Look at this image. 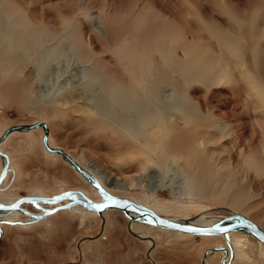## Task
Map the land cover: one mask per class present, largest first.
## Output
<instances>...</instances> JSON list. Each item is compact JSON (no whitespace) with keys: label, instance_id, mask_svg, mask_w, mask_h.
Returning <instances> with one entry per match:
<instances>
[{"label":"rangeland","instance_id":"obj_1","mask_svg":"<svg viewBox=\"0 0 264 264\" xmlns=\"http://www.w3.org/2000/svg\"><path fill=\"white\" fill-rule=\"evenodd\" d=\"M3 4L7 11L12 7L9 11L19 20L24 18L20 28L40 27L47 37L17 74L0 70V134L10 125L48 116L53 129L49 145L62 148L85 167L83 160H97L91 162L109 193L198 225L238 212L264 229V0H3L1 8ZM2 20L8 21L6 15ZM219 27L238 44L224 48L213 35ZM186 40L197 47H184ZM159 41L174 43L176 62L192 49L208 64L211 56L223 57L227 68L222 78L209 84L185 80L165 64L168 57L160 52ZM86 57L96 61L108 78L125 83H133L139 71L157 69L177 78V88L199 113L188 124L177 122L180 135L174 146L188 154V169L182 167V158L170 157L154 158L144 167L136 160L141 155L128 152L109 129L86 128L84 113L65 101L75 84L96 85L79 66ZM218 62H213L215 67ZM42 134L41 127L18 130L0 143L12 162L0 200L9 203L21 195L73 189L100 198L67 161L43 147ZM27 206L40 212V206ZM105 210L71 207L38 220L20 212L0 215V264H201L205 250L226 246L222 235L181 233L131 220L119 209ZM1 219L18 221L8 224ZM231 235L234 249L243 253L231 264H264L263 243L246 232ZM221 255L217 251L205 261L221 264Z\"/></svg>","mask_w":264,"mask_h":264},{"label":"bare ground","instance_id":"obj_2","mask_svg":"<svg viewBox=\"0 0 264 264\" xmlns=\"http://www.w3.org/2000/svg\"><path fill=\"white\" fill-rule=\"evenodd\" d=\"M0 3H3V0H0ZM4 6L5 4L2 5V8L0 6V70L3 73H6V74L12 73L13 75H15L19 72V68L23 69L26 67V62L28 61V59L26 61V58L28 56H31L32 53L39 46H41L43 42H45L47 36L40 27H37L39 29L35 28V30L33 29L31 30L25 24L24 27L20 28L19 24L23 22L24 18L20 17V20H19L18 19L19 16L18 17L15 16L14 11H9V10H12L11 9L12 7H10L9 10L7 11V9L4 8ZM3 15H6V17L8 18V21H6V23H4V20H2ZM255 20H257V17L255 18ZM261 21H263V19H261ZM172 35L175 39H177L179 36L177 33H174V34L172 33ZM213 35L219 36V39L223 43L222 45L224 48H230L233 46V44H236V45L238 44L237 39L233 35L228 33L227 30H224L220 27L215 29V31L213 32ZM164 40L165 39H163V41ZM163 41H159V42L163 47V48H160V52L166 54V56L168 57V60L166 61L165 64H168L169 68H171L170 70L178 72V74H180L183 77V79L185 80L195 79V81L199 80L200 82L209 84V82H211L213 79L223 76L225 67L227 68V64H225L224 66L222 65V63L225 60L223 57H219V58H215L213 56L210 57L211 61L213 62L219 61L217 65L218 67L217 66L215 67L213 62H210V64L205 63L206 58L202 61V59L199 58L196 54H194V52H192V49H190V50H185L184 58L176 62L175 58L173 59L174 50H175L174 43H171V41H168L167 43ZM191 45H193L194 48L197 47L196 44L192 43L190 40H186L184 47L191 46ZM122 52L125 54L124 51ZM78 58L80 59L81 56H78ZM88 60L89 59L87 58L84 61L83 60L80 61L81 64L79 66L83 72L92 76L96 80L95 82L96 85H93V87H90L89 85L84 84L82 82L75 84L74 92L71 93V96L69 97V99L65 100L66 103H69L70 108H73V107L78 108L80 109V111L84 113L85 116L82 118L84 120L83 123H85L84 125L86 126V128L92 127L93 129L98 130V131L109 129L110 132L116 134L117 136L120 137L122 141H124L123 143H125L128 147L127 148L128 152H132V154H135V155L136 154L141 155L140 158L136 160H138L140 163H143L144 167L154 158L163 160L167 157H170L176 160L182 158L183 159L182 161L183 164L181 163L182 167L183 168L189 167L188 154H186L180 147L176 148V146H174V140L177 138V136L180 135L179 128H178L179 125L177 122L178 120H182L184 124H188L193 119L194 113L195 114H199V113L197 111L195 112L192 111L190 107V100H189L190 98H188V95L185 92H183L182 90L180 91L177 88L176 86V84L178 83L177 78L173 76V74H171L170 72L162 73L158 69L154 72L143 70L146 72L139 71V74L136 72L138 76L133 78L134 80L133 83H125L121 80H113L111 79V77L108 78L107 76L108 74L103 69H101L100 66L96 65V61L88 62ZM145 61L149 62L145 60L144 58V62ZM134 64L136 63L134 62ZM143 66L147 67V65H143ZM121 67H123V65ZM142 68L145 69V67H142ZM216 68H217V72H216ZM130 69L128 70L129 72H130ZM122 74L124 73L122 72ZM200 115L202 116L201 112H200ZM50 116L51 115H49V117ZM42 121H44L47 124L48 130L50 131V135H51V133H53V129L50 126L52 124L51 120L48 118V116H44L42 118ZM14 132L15 131L11 132L9 135H11ZM176 141L177 140H175V142ZM48 143H50L49 138H48ZM52 147H55V146H52ZM83 161L87 167L81 165L78 161L77 162L81 166L88 169L98 179L97 169H95L94 168L95 166L93 165V163L95 162L97 163V160H94V159L86 160L85 159ZM89 167H91L92 169L94 168V169L91 170ZM210 168H211V165H210ZM193 176L194 175H192V177ZM196 176L194 178H196ZM110 180H111L110 175H107L105 177L106 184H109ZM215 188L217 187H214V189ZM220 195L221 193L219 194V196ZM33 196H37V195H33ZM93 200H100V198L93 199ZM64 201L65 200L60 201L59 203H63ZM30 202L37 206H40L41 208H49L48 206L49 204H44L40 201H30ZM71 207L76 208V209L78 208L86 209L78 204L73 205ZM19 212L22 214L20 210H0V215H7L8 217L17 216L20 214ZM92 212H95V211H92ZM128 213L131 216L136 215L132 211ZM166 218H169V217H166ZM169 219H173V218H169ZM173 220H178V219H173ZM179 221H184V222L198 225V223H194L188 220H179ZM133 225H136V224L132 223L131 226ZM258 226L262 228L261 224ZM232 232H244V231H229L228 234L231 240L230 242H232L231 244L233 247L232 249H234L233 238L231 235ZM141 238H144V236L143 237L141 236ZM149 239L153 241V238L149 237ZM243 239H240V241H244ZM215 252L209 251L206 256V261H208V259L211 258L213 256V253ZM242 257H243V253L238 249L237 250L234 249L233 258L241 259ZM206 261H205V264H208Z\"/></svg>","mask_w":264,"mask_h":264},{"label":"water","instance_id":"obj_3","mask_svg":"<svg viewBox=\"0 0 264 264\" xmlns=\"http://www.w3.org/2000/svg\"><path fill=\"white\" fill-rule=\"evenodd\" d=\"M41 127L43 130L42 134V145L43 147L51 153L60 155L69 165L73 167L85 180H87L100 195V200H93L85 195L82 191L73 189L65 190L54 195H26L19 197L12 203L2 204L0 203V210H20L24 214L28 215L33 219H41L49 214L56 212L59 209L69 208L73 205H80L88 210L100 213L107 208H115L124 212L131 220H141L155 225L161 228H168L178 232L193 234V235H218L222 234L225 238L226 244L230 251V259L233 256V249L229 239V231H244L249 233L258 241L264 244V230L260 228L254 221L245 215L233 212L229 215L221 217L219 220L209 224V225H197L184 221L173 220L159 215L150 207L137 202L134 199L113 195L109 193L100 181L85 167L81 166L75 159H73L65 150L60 147H52L48 143V126L42 121H34L32 123H19L10 125L0 134V142L3 141L6 136L12 131L17 130H30ZM0 155L5 159V165L0 172V183L4 179L7 168H8V157L6 154L0 151ZM65 200L64 203H59ZM27 201H40L44 204H55L53 207L41 208V212L34 213L26 211L20 204ZM59 203V204H58ZM134 212L136 215L131 216L128 212ZM209 251H223L227 253L225 247L216 246L208 248L204 251L201 264H205L206 256ZM222 263H224L222 259Z\"/></svg>","mask_w":264,"mask_h":264},{"label":"flooded vegetation","instance_id":"obj_4","mask_svg":"<svg viewBox=\"0 0 264 264\" xmlns=\"http://www.w3.org/2000/svg\"><path fill=\"white\" fill-rule=\"evenodd\" d=\"M13 132V131H12ZM10 134V133H9ZM8 134V135H9ZM7 135V136H8ZM7 136H6V138H7ZM5 138V139H6ZM4 139V140H5ZM3 140V141H4ZM3 141H1V142H3ZM0 142V143H1ZM42 142V141H41ZM0 151L1 152H3L4 154H6L7 155V157H8V160H9V162H8V168H7V172H6V174L7 173H9V171H10V169H11V157H9L10 155L7 153V152H5V151H3L2 149H0ZM5 165V159L0 155V172H1V170H2V168H3V166ZM5 178V177H4ZM4 180V179H3ZM3 180L1 181V183H0V190H1V184H2V182H3ZM22 196H26V195H21V196H17L16 198H13L12 200H9L8 202L9 203H12V202H14L15 200H17L19 197H22ZM48 196H50V195H48ZM65 202V201H64ZM63 202V203H64ZM0 203H2V204H9V203H6V202H3V200H0ZM31 202L30 201H27V202H23V204L21 203L20 204V206L23 208V209H25L26 211H30L29 209H28V204H30ZM31 204H33V203H31ZM55 205V204H54ZM53 204H51V205H48L49 207L51 206V207H53L54 206ZM28 209V210H27ZM30 212H33V211H30ZM40 212H41V209H40ZM35 213V212H34ZM22 214H24L23 212H22ZM24 215H26V214H24ZM26 216H28V215H26ZM29 217V216H28ZM29 218H31V217H29ZM15 221H18V220H15ZM15 221H10V220H6V219H1V222H3V223H8V224H10L11 222L13 223V222H15ZM218 235H221V234H218ZM224 237V236H223ZM230 239V238H229ZM224 241H225V238H224ZM225 244H226V241H225ZM226 246H227V244H226ZM226 246H223V247H225L226 249L228 248V246L226 247ZM222 247V246H221ZM220 252V251H219ZM222 252V255H221V257H220V263L221 264H231L232 263V261H233V256H232V258L230 259V251H229V248H228V251H227V253L225 254L223 251H221ZM222 259H223V261H224V263H222Z\"/></svg>","mask_w":264,"mask_h":264}]
</instances>
